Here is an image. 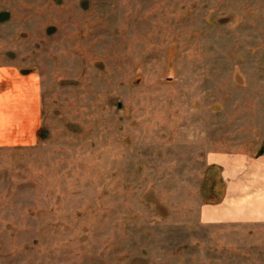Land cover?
Returning <instances> with one entry per match:
<instances>
[{"label": "rangeland", "instance_id": "obj_1", "mask_svg": "<svg viewBox=\"0 0 264 264\" xmlns=\"http://www.w3.org/2000/svg\"><path fill=\"white\" fill-rule=\"evenodd\" d=\"M38 2L55 22L28 14L47 35L21 57L43 126L0 150V264L264 260L197 242L192 142L264 122V0Z\"/></svg>", "mask_w": 264, "mask_h": 264}, {"label": "crops", "instance_id": "obj_2", "mask_svg": "<svg viewBox=\"0 0 264 264\" xmlns=\"http://www.w3.org/2000/svg\"><path fill=\"white\" fill-rule=\"evenodd\" d=\"M35 1L40 10L31 12L23 8L24 0H0V150L34 145L43 126L40 76L24 72L21 56L36 48L34 40L47 35V27L30 21L28 14L38 21L44 15L48 22L55 19L51 9ZM242 123V131L233 136L224 130L222 136L202 133L192 138L207 144L206 166L196 181V240L202 243L205 238L208 246L222 244L241 255L258 256L252 249L264 254V122L260 116ZM215 143L220 148L213 147Z\"/></svg>", "mask_w": 264, "mask_h": 264}]
</instances>
